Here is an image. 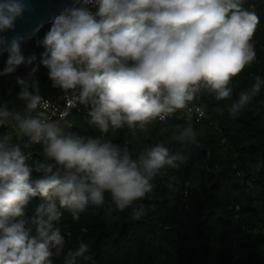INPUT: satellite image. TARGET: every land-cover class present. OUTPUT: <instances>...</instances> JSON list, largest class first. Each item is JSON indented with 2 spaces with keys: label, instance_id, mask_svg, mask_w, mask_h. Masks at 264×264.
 I'll list each match as a JSON object with an SVG mask.
<instances>
[{
  "label": "clouds",
  "instance_id": "clouds-1",
  "mask_svg": "<svg viewBox=\"0 0 264 264\" xmlns=\"http://www.w3.org/2000/svg\"><path fill=\"white\" fill-rule=\"evenodd\" d=\"M25 10L24 0H0V33L13 30ZM259 23L245 0H74L38 42L45 49L40 62L67 105L86 106L88 123L102 135H135L180 114L189 126L174 139L195 143L193 114L203 118L206 109L194 103L198 96L233 101L228 114L236 117L264 88L256 76L233 100V79L256 59ZM3 45L9 55L0 76L36 60L23 54L15 38L0 35ZM17 84L23 107L0 101V128L6 129L0 132V264H54L62 255L63 264H80L89 245L80 242L65 254L58 226L64 211L78 220L89 205H104L108 194L109 218L130 210L138 220L144 208L137 202L183 157L163 143L133 157L109 140L68 132L63 116L49 114L51 103L38 80L18 77ZM36 144L45 160H32ZM175 181L170 177V190ZM36 198L35 215L24 218Z\"/></svg>",
  "mask_w": 264,
  "mask_h": 264
},
{
  "label": "trees",
  "instance_id": "trees-1",
  "mask_svg": "<svg viewBox=\"0 0 264 264\" xmlns=\"http://www.w3.org/2000/svg\"><path fill=\"white\" fill-rule=\"evenodd\" d=\"M245 7L255 10L260 19L253 38L256 59L233 79V100L255 83L256 76L264 79V0H245ZM50 27L46 24L35 37L20 42L23 54L35 55L36 60L0 76V101L23 107L16 99L20 77L38 80L41 94L61 103L62 93L51 86L49 70L40 62L45 49L38 42ZM8 55L7 51L0 56V71ZM33 68L37 71L29 77ZM232 102L216 101L207 94L197 97L194 103L206 105L207 119L194 125L195 143L174 139L184 127L180 120L156 121L148 131L135 135L126 130L102 135L88 123L87 108L71 113L65 121L71 125L68 132L109 140L128 148L133 157L163 143L183 160L154 179V190L137 202L144 208L138 220L130 218V210L109 218L108 194L104 205H89L78 220L62 210L58 226L65 237V254L85 242L88 258L80 264H264V88L236 117L228 114ZM31 151L32 160L46 159L41 145H33ZM173 176L175 190H170ZM38 203L36 198L24 209V218L35 215ZM54 264H63V255L54 257Z\"/></svg>",
  "mask_w": 264,
  "mask_h": 264
},
{
  "label": "water",
  "instance_id": "water-1",
  "mask_svg": "<svg viewBox=\"0 0 264 264\" xmlns=\"http://www.w3.org/2000/svg\"><path fill=\"white\" fill-rule=\"evenodd\" d=\"M24 3L26 10L16 19L14 29L0 33L9 42L15 38L20 43L35 37L46 24L51 23L52 18L71 7L74 0H24ZM7 48L8 45L0 46V56L8 51Z\"/></svg>",
  "mask_w": 264,
  "mask_h": 264
},
{
  "label": "built area",
  "instance_id": "built-area-1",
  "mask_svg": "<svg viewBox=\"0 0 264 264\" xmlns=\"http://www.w3.org/2000/svg\"><path fill=\"white\" fill-rule=\"evenodd\" d=\"M79 6V5H77ZM91 7V6H89ZM93 11H95V9H92ZM45 97V96H44ZM47 100L50 101L51 103V110L49 112V114L55 119L58 116H63L64 117V121H67L68 117L70 116L71 113L73 112H80L82 110V108H87L86 106L83 105H77L76 107H69L66 103V101L62 98L61 103L56 102L55 100H52L51 98L45 97ZM196 104V103H195ZM199 105V104H196ZM207 119V114L205 112V116L203 118H199L196 114H193V118L191 121V126L194 128V125L201 123L202 121ZM173 120H180L184 122V127L189 126L188 122L186 121V119L181 118L180 114H177L176 116L170 118L167 122H160V123H168L170 121ZM159 122V121H158ZM1 130V128H0Z\"/></svg>",
  "mask_w": 264,
  "mask_h": 264
},
{
  "label": "crops",
  "instance_id": "crops-1",
  "mask_svg": "<svg viewBox=\"0 0 264 264\" xmlns=\"http://www.w3.org/2000/svg\"><path fill=\"white\" fill-rule=\"evenodd\" d=\"M4 131H6V129H2V128H1L0 132H4Z\"/></svg>",
  "mask_w": 264,
  "mask_h": 264
}]
</instances>
